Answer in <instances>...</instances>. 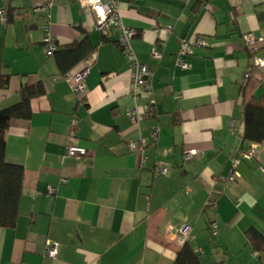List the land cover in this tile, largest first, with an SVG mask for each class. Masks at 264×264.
<instances>
[{
    "label": "crops",
    "instance_id": "crops-1",
    "mask_svg": "<svg viewBox=\"0 0 264 264\" xmlns=\"http://www.w3.org/2000/svg\"><path fill=\"white\" fill-rule=\"evenodd\" d=\"M81 1L54 0L47 17L40 8L49 0H0L8 10L0 109L19 102L23 86L44 90L31 98V117L13 118L8 129L7 161L25 175L17 226L0 228V264H173L185 240L201 264H264V142L242 141L245 104L264 97V65L253 62L264 60V42L255 50L247 43L248 35L264 39V0H118L136 30L133 49L152 71V90L137 100L118 32L101 33ZM46 21L59 48L90 40L84 92L72 84L87 60L63 75L58 60L69 53L46 54ZM201 37L207 46L194 43ZM185 39L194 45L181 68ZM254 144L255 157L235 160L237 147ZM68 146L87 153L69 156ZM190 150L198 153L186 159ZM184 226L185 240L177 233Z\"/></svg>",
    "mask_w": 264,
    "mask_h": 264
},
{
    "label": "built area",
    "instance_id": "built-area-1",
    "mask_svg": "<svg viewBox=\"0 0 264 264\" xmlns=\"http://www.w3.org/2000/svg\"><path fill=\"white\" fill-rule=\"evenodd\" d=\"M54 0H49V2L46 5L41 6L40 11L45 13V15L49 16V9L52 5ZM83 7H87L92 10V12L95 14L96 17V28L103 34H107L111 31H117L119 38V44L121 46V49L127 56L128 62L131 65L132 68V74H131V83H130V94L133 97L134 100H137L138 96L141 94L142 91H148L150 92L152 90L151 87V76L152 71L150 67L142 63L132 46V39L136 34V30L132 27L127 26L122 18V15L118 8V0H82L81 1ZM8 15V10L4 7H0V22H6ZM168 30H171L172 27L168 26ZM260 42H264V39L256 38L253 35L247 36V43L248 46L252 48V50H255L258 47V44ZM199 45L207 46L208 42L205 38L201 37L198 38L196 42ZM193 43L188 40H183L181 44V48L177 54V60L176 64L181 68H188L189 63L185 59V56L191 52ZM43 46L44 50L47 55L51 56L59 49V43L57 41V38L55 34L52 32L50 27V22L46 21L45 27H44V37H43ZM152 56L155 59H161L162 57V51L158 46H154L152 49ZM93 62V56L90 57L86 63V67L78 72L76 75L73 76V90L76 93H82L86 89V78L87 74L89 72V68L92 65ZM254 65L256 66H263L264 60L261 58H255L254 59ZM250 73H246V77H249ZM69 79H72L71 76H69ZM129 115L133 122H136L137 120V114L136 110L132 109L129 111ZM160 129L156 128L153 130L152 135L154 137H157L159 134ZM129 147L132 151H138L141 150V145L138 141H130ZM258 147L257 145H252L247 149H243L241 147H237L235 157L237 159H251L256 156L258 153ZM67 154L69 156H76V155H85L87 153V149L83 146H68L66 150ZM197 150H190L185 154V158H193L195 155H197ZM170 172V167L168 165H164L160 167V173L161 174H168ZM230 179H234V176H231ZM49 192L54 193L55 188H50ZM213 228V234L215 236L218 235V225L216 222H213L211 224ZM177 233L179 236L185 240L189 239V227L184 226L177 229ZM47 252L51 257H55L58 252V246L57 244H48Z\"/></svg>",
    "mask_w": 264,
    "mask_h": 264
},
{
    "label": "trees",
    "instance_id": "trees-1",
    "mask_svg": "<svg viewBox=\"0 0 264 264\" xmlns=\"http://www.w3.org/2000/svg\"><path fill=\"white\" fill-rule=\"evenodd\" d=\"M61 52L69 53L65 60H58L59 69L63 75L81 57L88 60L94 55L93 46H91L88 37L80 42L60 47L54 54L58 56ZM1 81L0 86L3 87L7 80L2 77ZM43 91L41 85L23 86L21 100L14 105L0 109V228H15L17 226L25 175L23 165L10 163L6 158L7 133L10 122L13 118H30L32 115L31 98L40 95ZM242 122L243 142H264V97L252 98L245 104ZM248 235L254 241L260 237V233L254 228L248 230ZM259 240L263 241L264 248V240L261 238ZM173 264H201V259L189 240L184 241Z\"/></svg>",
    "mask_w": 264,
    "mask_h": 264
},
{
    "label": "rangeland",
    "instance_id": "rangeland-1",
    "mask_svg": "<svg viewBox=\"0 0 264 264\" xmlns=\"http://www.w3.org/2000/svg\"><path fill=\"white\" fill-rule=\"evenodd\" d=\"M259 151V150H258Z\"/></svg>",
    "mask_w": 264,
    "mask_h": 264
}]
</instances>
